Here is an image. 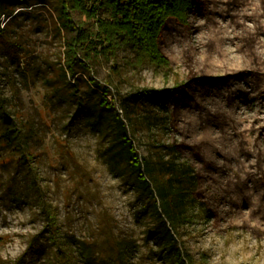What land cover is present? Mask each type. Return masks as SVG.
I'll return each instance as SVG.
<instances>
[{
    "label": "rangeland",
    "instance_id": "rangeland-1",
    "mask_svg": "<svg viewBox=\"0 0 264 264\" xmlns=\"http://www.w3.org/2000/svg\"><path fill=\"white\" fill-rule=\"evenodd\" d=\"M199 4L168 20L166 64L124 45L79 55L71 74L61 0L0 2V264H166L156 212L109 159L115 122L98 85L123 113L135 92L201 75L212 81L178 111L135 108L127 133L141 158L174 144L194 169L197 205L174 235L188 264H264V0Z\"/></svg>",
    "mask_w": 264,
    "mask_h": 264
},
{
    "label": "trees",
    "instance_id": "trees-1",
    "mask_svg": "<svg viewBox=\"0 0 264 264\" xmlns=\"http://www.w3.org/2000/svg\"><path fill=\"white\" fill-rule=\"evenodd\" d=\"M199 5V0H95L90 4L87 0H61L63 19L74 31L67 43L65 71L73 74L75 61L81 62L79 55L84 62L90 61L101 54L112 56L124 45L132 48L139 61L166 64L159 49V39L168 20L184 24L188 13L198 9ZM72 12L80 15L74 21L70 18ZM3 13L0 9V14ZM208 80L212 81V78L201 75L169 90L142 89L124 99L123 113L108 102L107 87L93 80L102 90L96 107L109 110L115 122L113 140L107 148L109 159L118 165L123 163L140 195L156 212V233L167 242L166 264H188L174 235L179 233V226L188 221L189 209L197 205L195 172L187 162L175 156L177 148L174 144L164 145V151L156 157L141 158L127 133L124 118H131L134 109L142 105H156L160 109L170 106L173 112L178 111L184 96L187 99L194 97ZM129 108L132 110L127 112ZM86 261V264H98L95 260Z\"/></svg>",
    "mask_w": 264,
    "mask_h": 264
}]
</instances>
